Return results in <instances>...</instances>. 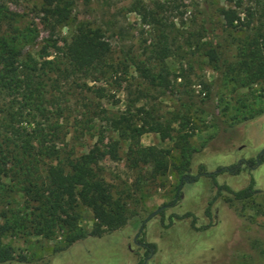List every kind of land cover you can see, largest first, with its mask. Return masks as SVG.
Masks as SVG:
<instances>
[{
	"label": "rangeland",
	"instance_id": "rangeland-1",
	"mask_svg": "<svg viewBox=\"0 0 264 264\" xmlns=\"http://www.w3.org/2000/svg\"><path fill=\"white\" fill-rule=\"evenodd\" d=\"M66 1L69 19L51 36L42 21L43 0H0V36L12 40L20 51V61L33 59L40 63L52 59L49 39L68 40L80 25L100 28L110 44L109 63L114 71L110 85L81 80L90 87L103 85L109 96L93 101L85 92L86 96L79 97L77 90L71 92L64 147L73 146L80 155L104 136L103 144H113L118 140L116 134L102 133L104 123L96 113L102 117L114 115L129 101L137 100L136 107L153 110L164 120L177 116L172 127L189 134L195 152L187 171L179 174L169 166L160 176L149 165L134 166L127 156L128 143H121L117 159L106 158L100 167L115 197L125 204L126 224L69 246L60 234L44 238L2 230L6 209L0 203V264H264V114L243 119L244 110L237 101L259 106L260 99L253 92L261 86L234 89L224 75L213 69L204 55L205 47L200 46L214 36L222 59L234 60L235 47L218 14L226 0ZM161 4L164 8L159 10ZM145 10L155 14L147 23L139 14ZM157 20L173 24V35L180 36L163 62L156 56L162 48ZM123 52L156 74L163 67L167 82L151 86ZM89 104L98 107L90 110ZM183 116L185 126L181 129ZM86 121L89 128H94L93 137L81 126ZM75 129L84 134L72 141ZM139 142L143 147L170 151L174 160L179 158L175 138L161 139L156 133L143 131ZM250 160L253 165L248 167ZM201 165L204 172L216 173L218 185L232 191L246 188L252 180V196L239 201L224 190L218 195L212 179L200 174ZM231 167L238 172H218L219 168ZM17 200L23 201L19 196ZM160 207L162 210L145 222ZM93 224L92 213L83 211L80 227L90 232ZM141 238L155 244L152 253H145L138 241Z\"/></svg>",
	"mask_w": 264,
	"mask_h": 264
},
{
	"label": "trees",
	"instance_id": "trees-1",
	"mask_svg": "<svg viewBox=\"0 0 264 264\" xmlns=\"http://www.w3.org/2000/svg\"><path fill=\"white\" fill-rule=\"evenodd\" d=\"M69 7L66 0H43L42 21L51 36L58 27L66 25ZM162 8L163 4L158 5L159 10ZM153 13L139 11L143 23L153 18ZM218 14L235 47L234 60L222 59L220 45L214 36L200 46L205 47L204 55L213 69L224 75L234 89L261 86L253 92L260 99L259 106L237 100L244 110L243 119H252L264 114V0H226ZM157 24L162 48H157L156 56L163 62L171 55V46L179 34L173 35V24L159 20ZM48 45L53 49L52 59L40 63L33 59L20 61V51L12 40L0 36V203L6 209L1 229L44 238L60 234L69 246L86 236H100L126 224L125 204L115 197L100 167L106 158L117 159L121 143H128L127 156L134 161V166L149 165L160 176L167 173L169 166L179 174L187 171L195 150L187 132L173 129L172 123L179 119L177 116L164 120L153 110L136 107L137 100L129 101L123 111L114 115L102 117L96 113L104 123L102 133L116 134L118 140L113 144H103L104 136L87 153L77 155L73 146L66 149L68 115L65 114L71 109L72 99L69 96L74 90H77V97L86 96L85 92L93 101L109 96L103 85L90 87L85 82L81 84V80L110 85L114 72L109 63L111 48L102 30L88 25L76 27L68 40L50 38ZM123 53L151 86H163L167 82L163 67L161 73L156 74ZM89 106L91 110L98 104ZM88 113L92 116L90 120L93 119L94 111ZM209 114L213 116L214 112ZM183 118L179 124L181 129L185 126ZM87 125L88 121L81 124L84 132L93 137L95 133L91 129L94 128ZM143 131L156 133L161 139L175 138L178 160H174L175 156L168 150L143 147L139 142ZM84 132L75 129L71 140L80 139ZM248 164L250 167L253 162L250 160ZM203 169L199 166L200 174L212 179L218 195L224 190L239 201L252 196V180L246 188L232 191L216 183V173H206ZM225 171L238 172L234 167L218 169V172ZM18 196L22 203L17 200ZM85 210L90 211L94 219L90 232L79 225ZM138 241L146 254L155 250V244L146 243L143 238Z\"/></svg>",
	"mask_w": 264,
	"mask_h": 264
},
{
	"label": "water",
	"instance_id": "water-1",
	"mask_svg": "<svg viewBox=\"0 0 264 264\" xmlns=\"http://www.w3.org/2000/svg\"><path fill=\"white\" fill-rule=\"evenodd\" d=\"M262 153H264V150H263V152ZM257 163H259V161H257ZM160 210H162V207H160L159 209H157L155 212H153L150 216H148L147 217V219L145 220V222L146 221H148L152 216H154L156 213H158ZM144 222V223H145ZM142 228V227H141Z\"/></svg>",
	"mask_w": 264,
	"mask_h": 264
},
{
	"label": "flooded vegetation",
	"instance_id": "flooded-vegetation-1",
	"mask_svg": "<svg viewBox=\"0 0 264 264\" xmlns=\"http://www.w3.org/2000/svg\"><path fill=\"white\" fill-rule=\"evenodd\" d=\"M257 161H259V160H256V163H257ZM186 179H188V177H186L185 180H186Z\"/></svg>",
	"mask_w": 264,
	"mask_h": 264
}]
</instances>
